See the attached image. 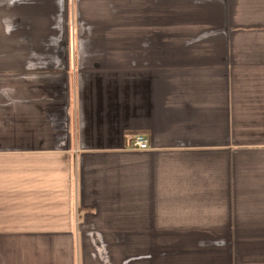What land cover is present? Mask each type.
<instances>
[{
	"label": "crops",
	"instance_id": "crops-1",
	"mask_svg": "<svg viewBox=\"0 0 264 264\" xmlns=\"http://www.w3.org/2000/svg\"><path fill=\"white\" fill-rule=\"evenodd\" d=\"M0 264H264V0H0Z\"/></svg>",
	"mask_w": 264,
	"mask_h": 264
},
{
	"label": "built area",
	"instance_id": "built-area-1",
	"mask_svg": "<svg viewBox=\"0 0 264 264\" xmlns=\"http://www.w3.org/2000/svg\"><path fill=\"white\" fill-rule=\"evenodd\" d=\"M132 145L135 149L145 150L149 148V141L143 134H137L134 136Z\"/></svg>",
	"mask_w": 264,
	"mask_h": 264
}]
</instances>
